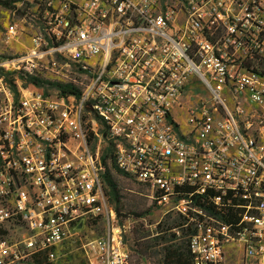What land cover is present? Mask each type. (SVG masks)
I'll list each match as a JSON object with an SVG mask.
<instances>
[{
  "label": "built area",
  "instance_id": "1",
  "mask_svg": "<svg viewBox=\"0 0 264 264\" xmlns=\"http://www.w3.org/2000/svg\"><path fill=\"white\" fill-rule=\"evenodd\" d=\"M57 1L26 66L0 62V264H67L83 220L89 264H131L108 149L192 227V264H264V0ZM39 67L71 90L26 85Z\"/></svg>",
  "mask_w": 264,
  "mask_h": 264
},
{
  "label": "rangeland",
  "instance_id": "2",
  "mask_svg": "<svg viewBox=\"0 0 264 264\" xmlns=\"http://www.w3.org/2000/svg\"><path fill=\"white\" fill-rule=\"evenodd\" d=\"M4 3L8 5L5 6ZM58 6L57 0H0V62L16 60L26 66L25 59L33 46V38L39 34L46 11H53ZM23 71L22 67L21 72ZM70 72L71 69H65L66 74ZM34 76H38L44 82L39 87L42 92L53 91L51 88L55 87L56 83L72 78L57 75L42 67L35 70ZM108 168L117 186L120 200L117 204L110 199V204L115 209L121 224L127 227L124 241L130 252V263L162 264L163 245L180 243L183 240L180 229L164 232L165 225L179 223L180 216L172 210L170 203L166 201L157 203L151 198V193L146 186L121 175L111 160L108 161ZM117 210H120V214ZM72 233L73 237L61 252L62 260H66L67 264H89L83 246L102 237L103 222L80 221ZM172 234L176 237L172 238ZM226 251L228 252L225 258L226 264H244L239 243L227 245ZM18 264L32 263L26 260Z\"/></svg>",
  "mask_w": 264,
  "mask_h": 264
},
{
  "label": "trees",
  "instance_id": "3",
  "mask_svg": "<svg viewBox=\"0 0 264 264\" xmlns=\"http://www.w3.org/2000/svg\"><path fill=\"white\" fill-rule=\"evenodd\" d=\"M4 4L5 6L8 5L7 3H4ZM20 77L25 82L26 85L31 84V85H34L35 87H41L42 86L41 84L44 83L41 79L38 78V76H28L24 73H21ZM55 88L62 89L65 92V90H71L72 87L71 85H64L58 82L56 83ZM111 157H112L111 149H108L103 157V165H104L103 177H104L106 186L108 188V195L110 199L114 203L118 204L120 200L118 196L117 186L112 179L110 169L108 168V164H107L108 158H111ZM119 173L123 175L121 172ZM127 178H130V177H127ZM130 179H133V178H130ZM156 201L157 203H159V200H156ZM117 211L120 214V210H117ZM185 225H186V221L182 217H180V222L177 224L167 225V226L165 225L166 229L164 230V232L165 231L170 232L176 229H180L182 231L183 240L180 243L173 242V243H167L163 245L162 260H161L162 264H192V257H191V253L189 250V241H190V236L193 233V229L190 225L187 227H185ZM175 237H176L175 234H172V238H175ZM173 240H169V241H173ZM32 264H50V263L48 262L47 257L43 255V256L34 257Z\"/></svg>",
  "mask_w": 264,
  "mask_h": 264
}]
</instances>
